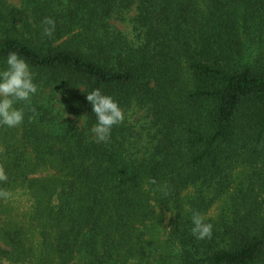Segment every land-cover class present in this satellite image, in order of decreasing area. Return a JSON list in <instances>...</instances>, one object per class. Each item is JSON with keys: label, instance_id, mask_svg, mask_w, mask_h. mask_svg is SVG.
Listing matches in <instances>:
<instances>
[{"label": "trees", "instance_id": "1", "mask_svg": "<svg viewBox=\"0 0 264 264\" xmlns=\"http://www.w3.org/2000/svg\"><path fill=\"white\" fill-rule=\"evenodd\" d=\"M132 8L133 42L109 23ZM11 51L39 90L17 133L0 131V191L30 202L0 219V254L31 253L27 224L41 264H264V0H0ZM93 88L148 126L124 120L96 142ZM193 214L211 238L191 233Z\"/></svg>", "mask_w": 264, "mask_h": 264}, {"label": "clouds", "instance_id": "2", "mask_svg": "<svg viewBox=\"0 0 264 264\" xmlns=\"http://www.w3.org/2000/svg\"><path fill=\"white\" fill-rule=\"evenodd\" d=\"M42 36L51 38L55 32L56 22L46 17L41 22ZM38 84L28 61L16 51L0 57V126L16 128L23 124L26 109L32 106L33 98L38 94ZM85 99L91 106L95 123L90 131L98 143L110 140L114 126L124 121V113L119 104L100 88L85 92ZM34 110V109H33ZM8 176L0 167V183ZM11 193L0 191V198H9ZM191 233L199 240L211 238L212 224L205 217L193 214Z\"/></svg>", "mask_w": 264, "mask_h": 264}, {"label": "rangeland", "instance_id": "3", "mask_svg": "<svg viewBox=\"0 0 264 264\" xmlns=\"http://www.w3.org/2000/svg\"><path fill=\"white\" fill-rule=\"evenodd\" d=\"M6 1L16 8L20 7V0ZM134 15L135 10L132 8L122 17L113 16L109 19V23L120 32H122L123 35L132 42L135 41V25L133 21ZM124 117V120H126L130 124H134L137 128H140V126H143L144 124H146L147 127L148 124L146 122H150V116L148 115V113L137 108L125 111ZM80 123L81 120L79 121V124ZM5 128L8 127L5 126ZM11 129H16L15 133H17L18 129H20V126ZM0 131H4L2 126H0ZM142 134H145V132H143ZM44 173H47V171L39 172L38 174H35V176H38L40 174L43 175ZM9 193H11L10 197L3 199V203L7 205V209L5 208L4 211L0 213L1 221H7L8 219L10 220L14 218L18 219L21 216V213L26 211L30 205L28 196L22 189H18ZM222 200L223 199L213 205L205 216L214 217L220 208ZM173 219V214L171 212H165V216L160 228L161 233L158 235L159 239H163L165 237L168 231V227L170 226ZM0 226H2L1 223ZM22 230L24 231V235L22 236V240L25 244L24 248H27L31 253L24 259L19 258L21 256H16L15 254H0V264H41L38 255H40L39 252H41L42 247L40 245L41 243L37 230L29 229L27 224L24 225V228ZM0 248L9 249V247H7L1 239Z\"/></svg>", "mask_w": 264, "mask_h": 264}]
</instances>
